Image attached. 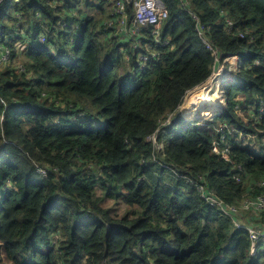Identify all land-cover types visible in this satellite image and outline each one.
I'll return each instance as SVG.
<instances>
[{
  "label": "trees",
  "instance_id": "trees-1",
  "mask_svg": "<svg viewBox=\"0 0 264 264\" xmlns=\"http://www.w3.org/2000/svg\"><path fill=\"white\" fill-rule=\"evenodd\" d=\"M89 1L0 4V47L11 52L10 62L0 65L3 259L8 264H264V248L251 256L246 231L191 186L198 181L236 208L242 223L264 225V209L243 206L246 198L264 196V0H187L202 24L200 35L183 0H161L168 12L161 37L168 36L170 45H155L152 24L141 31L139 38L151 40L158 52L143 70L133 66L128 37L98 39L109 30L103 21L115 19L105 9L115 0H96L97 14ZM127 9L131 12L130 5ZM39 34L44 42L26 52L34 76L41 71L33 83L18 67L25 68L27 60L17 57L15 42ZM236 54L247 57L239 81L225 86L221 124L212 120L201 128L182 122L177 112L185 94L206 81L225 56ZM124 64L128 72L118 73ZM230 85L237 95L230 97ZM237 101L260 104L261 112L245 124L233 112ZM216 102H203L209 108L204 114L183 113L212 117L221 110H211L221 107L222 99ZM230 128L260 133L253 138L258 149L245 144L250 138L238 141L233 133L222 140L232 144L228 159L212 153V141ZM84 212L88 219L80 218Z\"/></svg>",
  "mask_w": 264,
  "mask_h": 264
},
{
  "label": "built area",
  "instance_id": "built-area-1",
  "mask_svg": "<svg viewBox=\"0 0 264 264\" xmlns=\"http://www.w3.org/2000/svg\"><path fill=\"white\" fill-rule=\"evenodd\" d=\"M4 0H0V4ZM47 1V0H45ZM184 12L188 13L191 18L195 21V30L197 34L203 33L202 24L197 17V13L191 8L190 2L183 0L181 2ZM127 5L131 6V12H128ZM113 15L114 20L110 19L105 22L106 27L110 30L108 33L116 39L119 38L118 35L123 36L124 38L128 37L130 40V49L131 55L134 58V65L138 66L140 70H143L146 67V62L150 59L155 58L158 55V52L152 46L151 40H146L139 38L141 37V31L145 30L148 25L152 24L151 37L156 46L170 45L169 37H161V27L162 21L167 17L168 12L163 7L161 0H115L113 2ZM231 23H228L230 25ZM120 30V31H118ZM122 38V37H120ZM119 38V39H120ZM38 41L42 40L41 36H38ZM122 40L123 42H126ZM16 54L19 57V51L22 48V43L16 41ZM209 47V46H208ZM120 49L123 51V56L128 59L129 54L124 51V47L120 46ZM0 50H5L0 54V57L4 56L0 61V65L4 66L10 61L9 57L11 55L10 49L0 47ZM138 55L140 58L138 59ZM139 60V62L137 61ZM18 67L23 70L20 64ZM152 139L155 136L151 137ZM216 149L215 147H213ZM228 151L225 148L221 155L223 158H227ZM238 179V178H237ZM261 184L264 185V180L261 181ZM192 185L196 188L197 192L200 193V197L205 200L209 205L216 208L223 216H226L233 221V225L237 229H243L247 232L251 243H250V253L255 255L256 252L264 248V225H251L242 223L238 220L237 209L224 204V202L218 198L211 190L204 191L203 185L198 181H193ZM243 206L245 208H251L255 212H259L264 209V196H258L255 199H245L243 201Z\"/></svg>",
  "mask_w": 264,
  "mask_h": 264
},
{
  "label": "rangeland",
  "instance_id": "rangeland-1",
  "mask_svg": "<svg viewBox=\"0 0 264 264\" xmlns=\"http://www.w3.org/2000/svg\"><path fill=\"white\" fill-rule=\"evenodd\" d=\"M92 1H95V3L92 2ZM79 2H82L83 3V0H79ZM3 3H5V2H3ZM88 4L90 6H92V9H93L94 14H97L99 12V10H97V7H96V0H90ZM81 6L84 7V5H81ZM85 8H88V7H85ZM88 9H91V8H88ZM105 9L108 12L107 14H110L113 11L112 6H108ZM102 20H104V19H102ZM99 27H100V29L103 28V24H102V27L100 25H99ZM118 31H120V30H118ZM105 36H106V33L103 34V37L102 36L101 37L98 36V39L102 42V40H103V38ZM110 36H111V34H109V36L107 37V39L110 40ZM118 36H119V38L120 37L123 38V36H120V35H118ZM122 38H120V39H122ZM3 57L4 56L0 57V61L3 59ZM25 57H26V60H27L26 61L27 71H24L26 78L30 79L31 82H33V83L39 82L40 76H41V71H38L37 75L34 76L33 72L29 68L30 64L28 63L29 62L28 61L29 59L26 56V51H25ZM246 57L247 56H244V57H242V56L238 57L237 56V58H231V57L225 58L224 57L222 63H217L215 65V68L213 69V71L211 72V75L208 77V79L206 81H204L203 83L195 86L192 90H189L185 94L182 102L179 105V107H180L179 113H181L182 116H184V117H186V116L184 115L183 111L186 110V109L197 110L196 113H198V112L199 113H203V112L206 111V109H209V108H206V107H202L203 106V102H205L207 104L208 103V100H210V101L213 100L214 101V104L212 106H215L217 104L216 101L218 99H222V105H221V107H214V108L213 107H210V108H212L211 110H213V109H219V108H221V109L225 108L224 102L228 98L225 95V92H224L225 91V84H223V83L220 84V81L217 79V76L220 74V71H224L226 73H231L233 76L238 75V70H239L241 64H240V62H237L236 63V59L241 60V62H242V61H245L246 60ZM139 58H140V56L138 55V59ZM137 61L139 62V60H137ZM8 62H10V61H8ZM225 62L228 65L227 68L224 66V63ZM127 68H129V67L127 65L125 66V64H124L123 67L119 66L116 69H117V72L118 73H120V74H126L128 72L127 71ZM8 77H10V76H8ZM129 77H130L129 81H134V77H135L134 73H132ZM224 80L227 81L228 79H224ZM230 89H231L230 97H232V95H237V89L235 88V86L230 85ZM256 108H255V104H252V105H249L248 106V105H243V104H241L239 102V105H237V103H235L233 105V112H234L236 118H242L243 121H244V123L247 124L252 119V116L256 114V111L257 110H258V113L261 112L262 106L260 104H258ZM196 113H193V116H190V119H193V120L197 119V117L201 118V119L198 118L199 120L196 121V122H194V125L195 126H200L201 128H206V127H208L206 124L209 121H211V120H214L216 122L218 120V122L221 124V121H220L221 118L220 117H222V116H220V115H218V116L213 115L212 117H210V116H204V115L196 114ZM257 117H258V115L256 114L255 115V118H257ZM212 118H214V119H212ZM171 120L172 119L167 120V123H169ZM182 122H184L183 119H182ZM163 125L164 124H162V126ZM219 132L221 133V129L219 130ZM238 132H239L238 129L230 128L229 131L224 132L222 136H224V137L225 136H230V134H233L234 133V134H237V140L238 141H240L241 139H245V138H248L249 137L250 138L248 140L249 145H252L253 148H254L255 145H254V139L253 138L255 137V140L259 139L260 133H259L258 137H256V136H252V135H249V134H244L242 132H239V133ZM153 141L156 143V138H154ZM158 143L161 144V145L163 144L162 142H158ZM112 202H114L113 199H109L107 201L108 204H111ZM120 211H121V206H117L116 209H115L116 214L120 213ZM84 213H87V212H84ZM0 256H1L0 257V264H8V262L5 259H3V255L0 254Z\"/></svg>",
  "mask_w": 264,
  "mask_h": 264
},
{
  "label": "clouds",
  "instance_id": "clouds-1",
  "mask_svg": "<svg viewBox=\"0 0 264 264\" xmlns=\"http://www.w3.org/2000/svg\"><path fill=\"white\" fill-rule=\"evenodd\" d=\"M162 3V2H161ZM162 5H163V3H162ZM163 7H164V5H163ZM109 19H106V20H104L103 21V23H105V22H107ZM110 30H108L107 32H106V34H108V36H109V32ZM38 36H41L42 37V40L41 41H38ZM110 37H112V36H110ZM115 38V37H114ZM116 39V38H115ZM117 40V39H116ZM44 42V37L42 36V35H37L34 39H32V40H27L26 39V42L25 43H22V48H21V50L19 51V57H23V56H25V51L27 52V50H28V48L31 46V45H33V44H35V43H43ZM16 43V42H15ZM118 49H119V54L121 55V57L122 58H124V59H126L124 56H123V51L120 49V46L118 47ZM129 54V53H128ZM130 54H131V51H130ZM237 56L238 57H240L241 55H239V54H236V55H231V56H225V58H229V57H231V58H237ZM129 59H130V56H129V58L128 59H126V60H128L129 61ZM237 62H240V64L242 65L243 63H244V61H242L241 62V60H238V59H236V63ZM226 63V62H225ZM240 65V66H241ZM20 69V68H19ZM21 70V69H20ZM21 71H27V67H25L23 70H21ZM217 79L220 81V84L221 83H223V84H225V86H227L231 81H235V80H237V81H239V78H238V75H236V76H233L231 73H226V72H224V71H220V74L217 76ZM224 79H228L227 81H225ZM225 92V91H224ZM130 93V91H127L126 92V94L128 95ZM225 95H226V93H225ZM227 96V95H226ZM228 99V98H227ZM226 102H227V100L224 102V104H225V107H226ZM239 102L241 103V104H243V102L242 101H238V102H236L237 103V105H239ZM235 104V103H234ZM179 109H180V107H179ZM224 109L225 108H223V109H221L220 110V112H218L217 114H215L216 116H218V115H221L222 114V112L224 111ZM177 116L178 117H180V118H182L185 122H192L193 124H194V122H196V121H198L199 119H195V120H193V119H190V118H186V117H184V116H182V114L181 113H179V111L177 112ZM0 119H2V117L0 118ZM171 118L169 117L167 120H170ZM212 119H214V118H212ZM212 121V120H211ZM195 126V125H194ZM92 131H93V129H91ZM223 134L221 133V136L219 135V138H218V136L212 141V143H211V152L212 153H214V154H216V155H219L221 158H223L222 157V155H221V153H222V151L226 148L227 149V151H228V154H227V158H223V159H228V157H229V148L232 146V144L230 145H228V144H225L222 140H223V138H224V136H222ZM155 136V135H154ZM155 138H156V136H155ZM249 138V137H248ZM153 140V139H152ZM240 141H246V139H241ZM248 147H251L252 149H258L257 147H254L253 148V146L252 145H249V142H246L245 143ZM213 147H215L216 149H214ZM192 187H194L193 185H191ZM195 188V187H194ZM197 191V190H196ZM223 216V215H222ZM223 217H226V216H223ZM80 218H82V219H88L89 218V215H88V213H84ZM235 227V226H234ZM237 229V228H236ZM243 230V229H242ZM247 233V232H246ZM249 251H250V249H249ZM259 251V250H258ZM257 251V252H258ZM256 252V253H257ZM250 255H251V253H250ZM251 256H253V255H251Z\"/></svg>",
  "mask_w": 264,
  "mask_h": 264
},
{
  "label": "bare ground",
  "instance_id": "bare-ground-1",
  "mask_svg": "<svg viewBox=\"0 0 264 264\" xmlns=\"http://www.w3.org/2000/svg\"><path fill=\"white\" fill-rule=\"evenodd\" d=\"M230 62H231V61H230ZM231 67H232V66H231ZM208 104H214V101H213V100H212V101L208 100ZM187 110L189 111L190 109H186V110H184L183 112H187ZM204 113H205V112H204ZM204 113H203V114H204ZM203 114H202V115H203Z\"/></svg>",
  "mask_w": 264,
  "mask_h": 264
},
{
  "label": "crops",
  "instance_id": "crops-1",
  "mask_svg": "<svg viewBox=\"0 0 264 264\" xmlns=\"http://www.w3.org/2000/svg\"><path fill=\"white\" fill-rule=\"evenodd\" d=\"M123 39V38H122Z\"/></svg>",
  "mask_w": 264,
  "mask_h": 264
}]
</instances>
